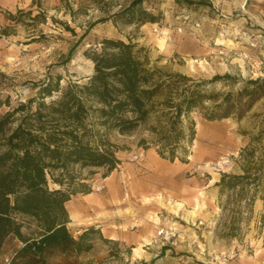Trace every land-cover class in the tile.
I'll return each instance as SVG.
<instances>
[{
  "label": "rangeland",
  "instance_id": "obj_1",
  "mask_svg": "<svg viewBox=\"0 0 264 264\" xmlns=\"http://www.w3.org/2000/svg\"><path fill=\"white\" fill-rule=\"evenodd\" d=\"M130 1L0 0V32L6 29L8 33L0 36V116L19 103L37 99L38 88L49 77L58 76L62 88L85 83L93 65L84 53L98 49L105 38L143 48L149 66L198 80L224 73L242 78L264 76V0H192L203 5L190 9L174 0H146L141 7L157 18L155 23L107 20L93 24ZM17 10H31L32 16L41 12L44 20L30 22L24 17V23L33 24H16L8 13ZM61 23L73 29L74 35ZM88 27L64 64L68 50ZM206 89L229 90L218 82ZM262 116L264 99L241 119L207 121L193 114L194 140L185 155L178 151L185 162L163 159L152 146L139 147V139L147 135L143 126L128 135L109 132L108 140L118 147L119 164L106 176L103 168L81 171L83 183L95 197L85 201L91 215L67 224L74 238L89 227L100 235H94L88 253L65 256L54 252L44 263L137 264L157 257L166 247L154 264H264V201L254 200L247 219L240 222L239 239L221 238L231 206L221 210L215 186L222 173H240L239 151L257 132ZM95 186L102 189L96 192ZM49 188L58 187L49 182ZM112 220L119 223L123 239L110 238ZM35 232L34 223L21 229L26 237ZM21 246L8 236L0 248V264H10Z\"/></svg>",
  "mask_w": 264,
  "mask_h": 264
},
{
  "label": "trees",
  "instance_id": "obj_2",
  "mask_svg": "<svg viewBox=\"0 0 264 264\" xmlns=\"http://www.w3.org/2000/svg\"><path fill=\"white\" fill-rule=\"evenodd\" d=\"M144 1L131 0L111 17L93 24L107 20L157 22L141 7ZM174 1L187 9L203 5L201 1ZM36 6L40 8L39 3ZM24 17L30 22L44 20L41 12L32 16L31 10L8 13L16 24H33L24 23ZM61 24L74 35L73 29ZM88 29L68 50L64 64ZM7 34L6 29L0 32V36ZM142 51L131 42L105 38L98 49L84 53L93 65L85 83L62 88L58 76L49 77L38 88L37 99L19 103L0 116V248L8 236L22 244L10 264H45V257L54 252L79 256L92 249V239L100 233L89 227L74 238L67 229L65 203L73 195L90 193L81 178L82 170L103 168L106 176L119 164L118 147L108 140L109 132L128 135L143 126L147 135L139 139V147L152 146L163 159L185 162L178 151L185 155L194 140L193 114L207 121L241 119L264 99V76L242 78L224 73L198 80L149 66ZM216 82L229 90L206 89ZM235 83L239 85L233 92ZM238 164L240 173H222L215 183L221 210L231 206L221 238L239 239L240 222L247 219L254 200L264 201V116L257 132L240 149ZM49 182L58 188L50 189ZM28 223L36 227L31 237L21 233ZM166 250L162 247L157 257L137 264H154Z\"/></svg>",
  "mask_w": 264,
  "mask_h": 264
},
{
  "label": "crops",
  "instance_id": "obj_3",
  "mask_svg": "<svg viewBox=\"0 0 264 264\" xmlns=\"http://www.w3.org/2000/svg\"><path fill=\"white\" fill-rule=\"evenodd\" d=\"M93 193H89L86 195H82L81 197H77L74 200H69L65 203V208L68 213L69 223L77 221L79 219H83L84 216L91 215L86 209L85 201L94 200L95 197H91ZM98 200H101L100 198ZM96 219H94L95 221ZM110 223L114 226V229L109 230L110 238H120L123 239V233L120 231L119 223L116 220H112Z\"/></svg>",
  "mask_w": 264,
  "mask_h": 264
},
{
  "label": "built area",
  "instance_id": "obj_4",
  "mask_svg": "<svg viewBox=\"0 0 264 264\" xmlns=\"http://www.w3.org/2000/svg\"><path fill=\"white\" fill-rule=\"evenodd\" d=\"M186 20H187V17H184V19H183V23H185ZM195 26L198 27V24L196 23ZM177 31H178V32H181V29L178 28ZM141 155H142V154H140L139 156H141ZM101 189H102L101 186H95V187H94V190H95L96 192H97V191H100ZM159 234H162V232L160 231Z\"/></svg>",
  "mask_w": 264,
  "mask_h": 264
}]
</instances>
